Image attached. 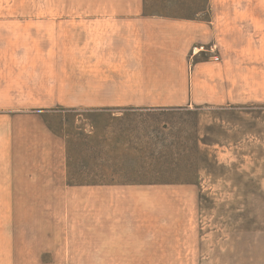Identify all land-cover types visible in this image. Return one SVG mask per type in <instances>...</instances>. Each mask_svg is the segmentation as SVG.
Segmentation results:
<instances>
[{
	"label": "rangeland",
	"instance_id": "rangeland-1",
	"mask_svg": "<svg viewBox=\"0 0 264 264\" xmlns=\"http://www.w3.org/2000/svg\"><path fill=\"white\" fill-rule=\"evenodd\" d=\"M135 7L0 0V264H264V0L219 70L204 43L113 66V32L75 17Z\"/></svg>",
	"mask_w": 264,
	"mask_h": 264
},
{
	"label": "crops",
	"instance_id": "crops-1",
	"mask_svg": "<svg viewBox=\"0 0 264 264\" xmlns=\"http://www.w3.org/2000/svg\"><path fill=\"white\" fill-rule=\"evenodd\" d=\"M230 1L232 4L237 1V8H232L233 11L228 10L220 13L215 11L220 5H226L227 8ZM114 4L120 6L133 4L136 7L132 10L130 8V11L122 8L108 14H86L75 17L91 20L93 24L86 26L89 31L105 28L113 32V66L120 67L124 65L122 63H125V66L128 65L132 68L135 67V62L138 63L136 68L146 67L147 64L143 63L144 60L156 59V57L152 58L151 54L174 51L187 54L192 46L204 43L214 44L221 54V60L206 62L204 66L217 70L225 69L227 41L224 40L223 34L229 30L246 31L247 25H251L248 28L249 31H255L262 9L261 0H207V4L214 11H212L210 19L201 23L196 14L181 15L139 11L143 0H113ZM247 4L250 6L249 12H247ZM52 19L63 20L64 17L57 15ZM98 22L110 23L104 25ZM241 50H243L242 46L232 48V51ZM201 64L203 63H196L195 66ZM221 75L222 73H217L213 77L221 78Z\"/></svg>",
	"mask_w": 264,
	"mask_h": 264
},
{
	"label": "trees",
	"instance_id": "trees-1",
	"mask_svg": "<svg viewBox=\"0 0 264 264\" xmlns=\"http://www.w3.org/2000/svg\"><path fill=\"white\" fill-rule=\"evenodd\" d=\"M216 58H214V60H215Z\"/></svg>",
	"mask_w": 264,
	"mask_h": 264
}]
</instances>
